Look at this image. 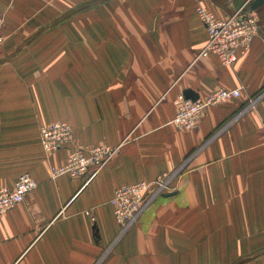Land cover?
I'll return each mask as SVG.
<instances>
[{
	"label": "crops",
	"instance_id": "0c3cea01",
	"mask_svg": "<svg viewBox=\"0 0 264 264\" xmlns=\"http://www.w3.org/2000/svg\"><path fill=\"white\" fill-rule=\"evenodd\" d=\"M243 2L0 0V188L36 182L0 215V264H264V3L234 64L198 57L196 8L224 20ZM218 89L240 96L196 129L172 123L178 95ZM61 121L72 140L46 155L39 127ZM100 145L119 149L90 181L50 178ZM175 172L174 194L122 231L113 191Z\"/></svg>",
	"mask_w": 264,
	"mask_h": 264
},
{
	"label": "built area",
	"instance_id": "2783aa9c",
	"mask_svg": "<svg viewBox=\"0 0 264 264\" xmlns=\"http://www.w3.org/2000/svg\"><path fill=\"white\" fill-rule=\"evenodd\" d=\"M197 16L207 32V42L200 56L215 55L224 66L234 64L238 57L250 47L256 36L258 25L255 15L243 8L225 21L216 20L204 8H197ZM0 17V31L3 27ZM1 41V39H0ZM240 96L239 90L218 89L203 99L195 101L179 95L175 99L176 114L172 123L185 130L196 128L207 107L227 102ZM252 101L249 106H252ZM264 131V120L261 122ZM39 140L44 154L50 155L65 148L72 140V127L65 121L54 122L39 127ZM118 147H84L74 149L67 155L65 163L50 166V178L61 175L85 177L90 181L116 155ZM176 175L163 174L152 181H140L116 188L109 201L116 222L126 231L139 218L141 212L162 193L174 190L173 178ZM36 188V182L28 174L19 176L12 190L0 189V215L25 201ZM158 196V197H157Z\"/></svg>",
	"mask_w": 264,
	"mask_h": 264
},
{
	"label": "rangeland",
	"instance_id": "374dc122",
	"mask_svg": "<svg viewBox=\"0 0 264 264\" xmlns=\"http://www.w3.org/2000/svg\"><path fill=\"white\" fill-rule=\"evenodd\" d=\"M253 1L254 0H244V2L240 5V7H237L236 8V10L235 11H233L230 15H229V17L230 16H232V15H234L237 11H238V9H240V8H243V10H245L247 13H253L254 15H255V18H256V22H257V25H258V30H259V20H258V16L256 15V9H252V3H253ZM197 8H204V9H206L205 7H197ZM197 8H196V10H197ZM206 10H208V9H206ZM209 11V10H208ZM210 12V11H209ZM211 13V12H210ZM212 14V13H211ZM196 15H197V12H196ZM213 15V14H212ZM198 17V16H197ZM213 17L216 19V20H218V21H225L226 19H228V18H226V19H224V20H220V19H217L214 15H213ZM199 19V18H198ZM4 21V20H3ZM200 21V20H199ZM200 23H201V21H200ZM201 25H202V23H201ZM203 26V25H202ZM203 28H204V26H203ZM204 30H205V28H204ZM258 30H257V32H256V35H257V33H258ZM205 33H206V36H207V32H206V30H205ZM208 39V38H207ZM254 39V38H253ZM207 42V41H206ZM252 43V42H251ZM250 48V47H249ZM202 50V49H201ZM198 57H202V56H200V53L198 54ZM180 95H182V94H180ZM179 96V95H178ZM178 96L176 97V98H178ZM184 96V95H183ZM187 99V98H186ZM191 100V99H190ZM197 100V99H196ZM68 123V122H67ZM196 129V128H195ZM39 142H40V140H39ZM41 146V145H40ZM100 146H103V145H100ZM94 147H96V146H94ZM106 147H108V146H106ZM112 148H114V147H112ZM77 149H81V148H77ZM118 149H119V147H118ZM74 150V149H73ZM72 151V150H71ZM118 151V150H117ZM69 153H70V151H69ZM68 153V154H69ZM178 172V171H177ZM177 175V174H176ZM176 175L174 176V178H173V182H174V179H175V177H176ZM19 178V177H18ZM18 180V179H17ZM17 182V181H16ZM1 189V188H0ZM7 189V188H6ZM9 190H12V189H9ZM171 193V192H170ZM165 194H169V193H162V194H160V195H158V196H163V195H165ZM157 196V197H158ZM152 203H150L147 207H149L150 205H151ZM146 207V208H147Z\"/></svg>",
	"mask_w": 264,
	"mask_h": 264
},
{
	"label": "water",
	"instance_id": "95a60500",
	"mask_svg": "<svg viewBox=\"0 0 264 264\" xmlns=\"http://www.w3.org/2000/svg\"><path fill=\"white\" fill-rule=\"evenodd\" d=\"M263 3H264V0H254L253 3H252V9L258 8ZM184 97L187 98V99H191L193 101L198 99V96L196 94L192 93V91H190V90L184 92ZM173 194L174 193L165 194V195H163V197H170Z\"/></svg>",
	"mask_w": 264,
	"mask_h": 264
},
{
	"label": "bare ground",
	"instance_id": "6f19581e",
	"mask_svg": "<svg viewBox=\"0 0 264 264\" xmlns=\"http://www.w3.org/2000/svg\"><path fill=\"white\" fill-rule=\"evenodd\" d=\"M176 114V113H175ZM204 116V115H203ZM203 116H202V118H203ZM173 120H174V118H173ZM195 129V128H194ZM191 130H193V129H191Z\"/></svg>",
	"mask_w": 264,
	"mask_h": 264
}]
</instances>
